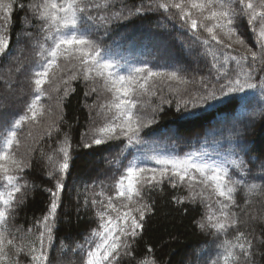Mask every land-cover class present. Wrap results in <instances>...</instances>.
Masks as SVG:
<instances>
[{"label": "snow or ice", "instance_id": "snow-or-ice-1", "mask_svg": "<svg viewBox=\"0 0 264 264\" xmlns=\"http://www.w3.org/2000/svg\"><path fill=\"white\" fill-rule=\"evenodd\" d=\"M16 11L24 16L14 55L10 46ZM153 16L159 18L152 20ZM135 20H146L151 29L166 34L182 29L191 46L211 58L209 75L201 78L202 90L189 93V99L178 98L176 111L194 117L197 113L192 110L210 107L222 113L220 123L227 127L213 128L203 138V144L216 146L212 151L202 147L183 155L164 153L142 139L141 132L156 122L161 105L171 103L162 97L161 104L151 107L153 115L145 116L140 97L155 95L150 82L186 85L190 81L181 75L188 71L183 65L166 64L170 70H156L147 61L129 63L117 51L126 33L108 45L103 43L114 27H126ZM242 20L254 46L243 34ZM32 30L41 39L33 40ZM22 42L38 48V61L31 69L32 95L23 113L0 124V264H52V251L63 254L68 250L70 238L61 240L59 249L55 243L58 210L72 160L73 145L67 132L46 155V175L54 182V187L44 189L49 193L47 210L34 218L27 232L12 222L35 187L25 178L39 143L31 129L43 128L40 139L61 133L63 105L75 92L72 82L78 80L83 82L85 98L98 92L110 94V99L99 105L105 114L103 125L91 129L90 139L81 137L84 148L124 139L127 143L119 155L133 147L136 154L127 164L116 160L113 194L103 187L90 193L97 181L85 184L82 208L85 212L91 208L95 227L82 241L72 243L74 258L68 264H159L151 247L137 257L135 246L142 238L146 217L154 211L153 193L162 194L165 185L173 190L172 201L177 206L192 205L196 210L199 204L205 209L194 223L219 239L210 264L264 261V151L256 153L246 139L258 125L264 128V0H139L133 5L127 0H0V59L7 56L17 62V71L22 67ZM180 44L184 54L191 56L192 48L183 41ZM165 48L160 49L162 55ZM174 91L181 95L179 89ZM45 98L47 105L42 103ZM253 104L258 110L252 109ZM85 105L91 120L96 102L88 105L85 100ZM3 107L7 105L0 104ZM25 126L27 135L22 131ZM29 138L32 144L21 152L23 141ZM40 151L44 156L43 149ZM250 165H256L255 171ZM257 196L258 200L251 199ZM76 211H81L79 203ZM230 230L232 238H228Z\"/></svg>", "mask_w": 264, "mask_h": 264}, {"label": "trees", "instance_id": "trees-1", "mask_svg": "<svg viewBox=\"0 0 264 264\" xmlns=\"http://www.w3.org/2000/svg\"><path fill=\"white\" fill-rule=\"evenodd\" d=\"M138 2L139 0H127L129 5ZM22 16L24 13L16 11L13 17L14 27L10 51L14 55L17 52L16 34L22 27ZM158 18V16L151 17L152 20ZM241 28L248 44L254 46L252 34L248 31L246 21H241ZM32 31L33 40L41 39L36 35L35 30ZM122 32L126 33V36L120 40L122 47L117 51L129 63L147 61L149 66L156 70H170L164 67L166 64L183 65L188 69L187 72L181 73L190 81L188 84L178 85L174 82L162 83L160 81L153 84L150 82L151 90L155 92V95L140 97L141 102L145 105L143 114L147 117L153 115L151 107L161 104L162 97L171 101V103L161 105L162 110L155 114L156 122L141 132L142 139L164 153L183 155L185 152L200 150L202 147L212 151L216 146L203 144V138L213 128L227 127L220 123L224 119L222 113L210 107L192 110L197 113L194 117L189 113L183 111L177 113L176 111L178 98L189 99V93L195 94L202 90L201 78L208 77L211 58L202 55V49L191 46V39L184 30L174 28L166 34L162 30L151 29L146 20L129 22L126 27L124 25L119 28L114 27L103 43L108 45L119 39ZM181 41L184 45L192 48L191 56L184 54L181 49ZM165 45L166 54L162 55L160 49ZM21 47L23 51L19 53V64H22V67L19 71H17L19 66L17 62L10 60L7 56L0 59V104L7 105V107L0 108V124L7 123L13 116L23 113L25 104L32 95L30 75L31 69L38 61V57L35 56V51H38V48L34 49L31 42H22ZM125 68H122L121 71L124 72ZM7 83L11 84V88L7 87ZM72 85L75 92L66 99L63 105L64 119L60 122L61 133L53 134L51 139L47 135H43V138L40 139L43 128L36 126L31 129L33 137L39 139V143L35 145L37 150L33 153L32 167L26 171L25 178L35 187L17 209L15 220L12 222L15 227H21L27 232L28 227L33 224L34 218L41 217L47 210L49 193L44 189L54 187V182L46 175L48 171L45 166L46 155L55 150L57 141L63 139L62 133L67 132L73 145L72 160L70 175L65 181L67 187L62 193V203L58 210L60 223L56 235V248L59 249L61 240L70 239L66 241L68 244L66 252L61 254L54 250L50 253L52 264H68L74 258L71 252L72 243L82 241L83 236L95 227L92 222L94 214L91 208L89 207L88 212L83 211L82 208L85 184L97 181V186L89 189L90 193L94 194L103 187L107 194H113L114 173L118 171L116 160L119 158L123 164H127L128 160L136 154V148L133 147L127 149L124 156L119 155L127 143L124 139L111 140L102 145L84 148L81 137L86 136L90 139L91 129L103 125L105 114L99 105L110 99V94L98 92L85 98L83 82L73 81ZM175 89L180 90L179 97L175 93ZM85 100L88 105L96 102V106L91 110V120ZM42 103L47 105L49 101L45 98ZM252 109L258 110V105L253 104ZM182 117L186 118L182 119ZM22 131L27 135L29 129L25 126ZM246 139L254 147L256 153L264 151V128L258 125L254 131L247 134ZM32 142L30 138L24 140L20 151L23 152L25 147ZM227 147L228 144L225 142L224 148ZM40 149H43L44 156L41 155ZM256 164L258 165L259 161ZM250 167L255 171L256 165H250ZM100 181L104 182L103 185L99 184ZM173 194V190L168 185L164 186L162 194L153 193L154 211L144 221L142 238L135 246V255L140 257L147 253L148 247H151L159 264H210L209 257L214 258L219 239L212 234L211 230L202 231L194 223L195 220L201 218L205 209L199 204L196 206V210H193L192 205L177 206L172 201ZM91 198L90 195L89 199ZM96 198L99 199V197ZM251 199L255 201L259 197H251ZM240 202L243 203L242 194ZM78 203L81 206L79 214L76 211ZM233 235L234 233L230 230L228 238H232ZM27 239L31 240L33 237L28 236ZM132 264H136V262L133 261ZM261 264H264V261H261Z\"/></svg>", "mask_w": 264, "mask_h": 264}]
</instances>
